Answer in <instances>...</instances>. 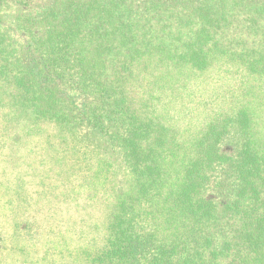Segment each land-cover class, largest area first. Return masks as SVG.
<instances>
[{"label":"trees","instance_id":"1","mask_svg":"<svg viewBox=\"0 0 264 264\" xmlns=\"http://www.w3.org/2000/svg\"><path fill=\"white\" fill-rule=\"evenodd\" d=\"M220 80L201 125H176L180 98ZM0 121L18 128L7 139L73 124L79 157L96 137L120 153L124 181L98 195L105 234L86 262L264 264V0H0ZM14 167L0 252L59 245L63 211L45 206L59 195L34 190L18 215L33 166L12 188Z\"/></svg>","mask_w":264,"mask_h":264},{"label":"rangeland","instance_id":"2","mask_svg":"<svg viewBox=\"0 0 264 264\" xmlns=\"http://www.w3.org/2000/svg\"><path fill=\"white\" fill-rule=\"evenodd\" d=\"M219 82H222L221 86H207L202 96L199 95L200 91H198L196 98L192 99L187 94L180 98L179 103H176L172 110L170 109L172 111L170 117L174 118L175 124L180 126H188L189 123L191 126L201 125L200 122L204 119V114L208 110L207 108L205 109L203 104L207 101L206 97L212 93L216 97L227 93V85H224L221 80ZM211 88H214V91L211 92ZM167 95L170 98V95ZM3 124L4 122L0 121V156L3 155V157H8V159L5 164L0 162V183L6 180L7 171L5 168L18 166L14 167L13 176L10 179L13 182V188L15 186L14 183L18 182L13 178L18 173V170L26 169L27 162H30L33 166V169L29 170L32 173L27 176L28 180L33 181V183H30L31 186L28 187L29 196L24 201H17L16 199V204L14 206L11 205L19 212V215L23 211L24 202L28 198L31 204L38 202V193H35L34 196L31 194L32 191L46 190L50 187L53 195L59 196L56 202L45 203V206L57 207L58 210L63 211L58 212L56 217L58 220L62 217L64 222L61 221V223H64V226L59 227L57 230L59 231V236L55 237L56 240L53 239L54 243L59 240V245L44 246L33 243L31 249L26 248L23 252L16 253L5 249L0 252V264H18L17 262L19 264H73L74 261L75 264H81V260L84 261L83 264H87V248L91 247L94 249L97 244L94 245L93 238L95 239L96 237L99 240L98 242H101L102 236L105 234L103 215L108 204L100 200L101 197H98V195L113 196V190L116 192L121 188V181H124V170L120 168L123 158L120 157V153L114 152L110 148L107 149L108 154H104L103 150H106V144L99 137L91 138L89 140L91 143L84 141L82 144L83 146L85 144V146L79 157L70 148L72 134L77 133V129L73 127V124L70 127L59 124H57V127L56 125L49 127L47 124H43L40 136L32 137L31 135L28 137L26 134L20 133L14 139H7V136L9 134L16 135L18 128L7 126L6 130V125L4 126ZM16 124L17 122L13 120L10 125L17 126ZM64 139L65 141H63ZM7 141L8 144H11V148H1V145ZM42 155L51 156L54 160L51 159V161L43 165L39 163ZM78 157L79 159H77ZM95 160L100 161L98 166L95 164ZM21 163H23V166ZM40 173L42 179L48 185L44 184L39 187L43 182L38 177ZM99 174H103L105 177L100 179ZM21 176L22 173L17 175L18 178H21ZM37 179L38 184L36 182ZM100 182L105 183L101 185L99 184ZM18 184L20 185V183ZM65 190L68 194L61 196V193ZM0 194V210L3 211V209L10 208L9 205H6L5 200L9 196L12 198L13 193L2 196V187L0 185ZM33 208L35 209L34 206L31 209ZM61 231L64 233L63 238ZM62 254H64L65 259L58 260ZM88 264L91 263L89 262Z\"/></svg>","mask_w":264,"mask_h":264}]
</instances>
